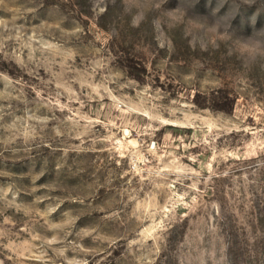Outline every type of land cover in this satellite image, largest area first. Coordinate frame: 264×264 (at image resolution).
Segmentation results:
<instances>
[{"label":"rangeland","instance_id":"rangeland-1","mask_svg":"<svg viewBox=\"0 0 264 264\" xmlns=\"http://www.w3.org/2000/svg\"><path fill=\"white\" fill-rule=\"evenodd\" d=\"M0 264H264V0H0Z\"/></svg>","mask_w":264,"mask_h":264}]
</instances>
